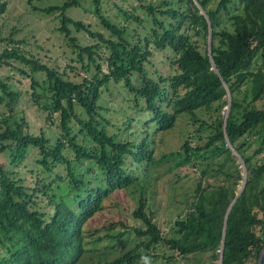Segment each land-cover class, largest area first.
<instances>
[{
  "label": "trees",
  "instance_id": "trees-1",
  "mask_svg": "<svg viewBox=\"0 0 264 264\" xmlns=\"http://www.w3.org/2000/svg\"><path fill=\"white\" fill-rule=\"evenodd\" d=\"M132 1L139 6L130 4L127 10L116 4V17L109 19L102 13L100 0H92L95 27L84 24L82 16L76 20L67 15V10L84 9L83 0L39 10L27 0L44 15H58L57 31L76 54L81 70L90 73L94 68V74L81 82L70 81L57 67L21 53L22 41L9 40L0 47V69L14 68L31 80L32 101L47 113L50 124L51 116L57 114L59 131L52 141L42 132L30 134L25 118L16 111L20 92L12 90L10 76L0 77V155L8 153L12 167L0 165V264H84L83 254L88 250L83 225L101 211L102 202L112 193L130 195L132 190L137 196L131 217L137 225L125 226V231L132 232L137 243L115 259L92 264H136L153 259L156 255L152 253L162 244L180 256L210 250L218 261L222 241L221 264H257L264 247V158L251 164L236 142L245 136L254 138L253 155L264 153V109L255 107L264 97V0ZM6 7L7 2L0 0V16ZM137 9L144 18L134 15ZM129 22L143 27L136 30L135 40L127 34ZM69 26L96 44L80 45ZM143 31L146 34L141 37ZM169 53L172 56L166 59L175 71L165 77L157 66L160 56ZM256 60L260 64L254 71ZM100 61L105 63L104 73ZM42 73L46 78L39 81L36 75ZM111 83L129 92L137 112L150 114L146 125L153 124L154 132H144L135 140L131 131L141 122L139 117L120 112L118 118L123 119L119 122L104 115L107 110L101 105V95ZM240 91L242 98L238 99ZM227 93L231 101L224 130L221 111L228 105ZM77 109L81 112L76 113ZM181 116L198 125L197 132L206 134L199 135L196 145L186 139L179 150L156 159L150 137L173 129ZM122 134H126L123 139ZM78 135H82L81 142ZM227 143L239 154L246 172L236 199L242 171ZM31 150L39 155L34 186L17 170ZM218 156L224 160L204 161L201 177L219 174L221 178L214 176L217 184L198 182L187 215L174 221L170 238L164 237L148 206L153 200L151 169L172 162L170 172ZM127 159L144 166L140 177L126 168ZM123 235L110 234L108 241Z\"/></svg>",
  "mask_w": 264,
  "mask_h": 264
},
{
  "label": "rangeland",
  "instance_id": "rangeland-1",
  "mask_svg": "<svg viewBox=\"0 0 264 264\" xmlns=\"http://www.w3.org/2000/svg\"><path fill=\"white\" fill-rule=\"evenodd\" d=\"M7 2L6 11L0 16V39L5 41L0 43V47L6 45L9 40L14 42H23L19 45L21 53L31 54L34 59L40 61L48 67H57L59 73L64 74L65 78L73 82H81L82 78L88 77L94 74V68H91L90 73H86L81 70L80 63L75 61L76 54L68 46L67 40L57 31L60 27L59 17L57 14L44 15L39 11L33 9H42L49 6H61L67 0H31V5L27 3V0H5ZM155 0H147L146 3ZM101 10L104 16L109 19H114L116 17V4L121 8H128L129 5H133L135 8L139 6L136 1L129 0L127 2L122 0H100ZM83 8H76L67 10V14L72 19H82L84 24L92 23L96 27L97 20L92 14V0H83ZM128 8L127 10H129ZM134 15L144 18V13L137 9L134 11ZM78 19V20H80ZM121 18H117L116 21ZM128 24L127 34L129 38L133 40L136 39V30L139 32L142 30V26L137 24ZM127 26V25H126ZM71 30V36H77L79 44L82 46H90L96 44L94 41L85 34L76 35L72 26H69ZM106 33V32H105ZM146 31L140 33L143 37ZM66 40V41H65ZM156 56L159 54L155 53ZM167 56H172V53L168 55L160 56V65H158L159 73L162 76H173L174 70L172 71L169 66V61L166 59ZM86 61V60H85ZM102 62V61H100ZM260 64V60H256L253 64L251 70H256ZM19 67L18 64H14ZM70 67L74 69L71 71ZM102 72H106L105 63L102 62ZM10 76L9 83L12 90L20 92L19 102L16 107L18 115L23 116L28 125V131L30 134L39 135L40 132L44 136L52 141V138L59 133L58 131V117L54 113L51 118L52 122L49 123L47 113L42 112L37 109L35 103L32 101L30 88L31 80L20 75L14 68L2 67L0 69V77L5 78ZM39 81L45 80V75H36ZM121 84H110L108 91H103L101 95L102 103L101 105L106 107V115L109 118H118L120 112L126 113L132 118L139 117L141 122L139 124H134L132 127V135L135 140L142 138L144 132L152 133L153 124L147 126V122L151 119L148 112L140 111L137 112L135 106L132 102V98L129 92L124 89ZM246 86L241 87V91L244 90ZM39 93L42 91L37 89ZM237 95L238 99L242 98V92ZM179 94H182L179 91ZM230 96V94H229ZM228 101V97L225 98ZM255 107L257 109H264V97L255 102ZM143 107V106H142ZM3 108L0 105V109ZM143 109V108H142ZM141 110V109H140ZM79 109L76 113H80ZM225 112V107L221 111L223 116ZM214 115V114H213ZM119 122L122 121L118 118ZM75 132L78 129H74ZM198 125H192L186 116H181L173 129L166 133H156L152 135L150 139L153 142V150L155 158H159L162 154H170L174 151L179 150L182 143L187 139L192 141V145H196V139L199 135H205L206 132H197ZM126 134H122L123 139ZM78 141H82V135H78ZM243 142V143H242ZM243 144V145H242ZM237 146H242V151L244 154L251 158L250 162L253 165L259 164L264 158V153L254 156L253 150L257 148V144L254 138L245 136L236 142ZM233 147V146H232ZM229 146L227 143V148L231 151L233 158L236 160V165L243 173L244 166L241 162L240 156L235 152V149ZM234 149V150H233ZM36 150H31L28 159L21 163L18 167V171L22 177L27 179L29 186H34L37 175V165L35 160L39 158V155L34 156ZM224 160V156H218L214 160L212 159H199L198 161L190 164H186L174 171L168 172V165H172V162L165 165H159L158 167L152 168V177L150 179V185L153 190V200H149L148 206L150 207V212L154 213L153 220L157 227L161 230L162 235L166 238H170L172 235L171 227L174 221L178 217H185L190 210V203L193 200L196 185L200 180H202L203 186L207 181L209 184H217L218 179L221 178L219 174H208L204 179L201 177V170L204 167V161L207 163L214 161ZM9 154L0 155V165L5 168L12 169L9 164ZM214 163V168L215 167ZM229 163V161H228ZM197 164L198 166H194ZM231 164V161H230ZM126 168L133 169L135 176L140 177L143 172L144 166L134 164L131 159H127ZM232 171L233 168H230ZM63 172V169L59 170ZM51 175L55 172L50 173ZM139 182V180H138ZM137 188V186H135ZM240 188V187H239ZM238 188V189H239ZM131 191V189H130ZM135 196L137 192L131 191L130 195L126 191H116L112 193L108 198L102 202L101 211L97 212L92 218H90L82 228V233L85 242V249L88 250L83 254V263L92 264L96 263L98 260H112L117 256L125 253L129 248H132L137 243L134 234L130 231L126 233V227L135 226L137 222L131 217V213L134 208ZM136 200V199H135ZM126 226V227H125ZM124 234L121 238L116 239L114 242L109 243L110 234ZM101 237L103 238L101 242L96 243L95 239ZM108 246H113V249H106ZM154 258L147 259L136 264H218L212 258L210 250L195 252L188 256H180L176 252L172 251L168 245H160L157 251H154ZM172 259H166L170 258Z\"/></svg>",
  "mask_w": 264,
  "mask_h": 264
},
{
  "label": "water",
  "instance_id": "water-1",
  "mask_svg": "<svg viewBox=\"0 0 264 264\" xmlns=\"http://www.w3.org/2000/svg\"><path fill=\"white\" fill-rule=\"evenodd\" d=\"M199 8V7H198ZM200 10V14L204 15L205 16V13L201 10ZM210 50V29H209V35H208V51ZM210 55V54H209ZM227 97L229 98L228 99V105L225 107V112L223 114L224 116V123H223V129L225 130V127H226V120H227V117H228V113H229V102H230V96H229V93H227ZM227 140V139H226ZM229 146H231L229 144ZM232 147V146H231ZM233 148V147H232ZM234 150V149H233ZM236 152V151H235ZM238 154V153H237ZM239 155V154H238ZM240 158V157H239ZM242 162V161H241ZM244 166V165H243ZM243 179H245V170L243 171ZM244 187V180H242V186L239 190V193L236 195L235 199L238 197V195L240 194L241 190L243 189ZM235 199L232 201V204L234 203ZM231 204V205H232ZM230 205V207H231ZM229 207V208H230ZM227 215V214H226ZM226 217V216H225ZM223 243V241H222ZM222 243H221V249H220V255H219V261H218V264H221V259H222ZM263 257H264V247L262 248V250L260 251L259 253V257H258V261H257V264H262V261H263Z\"/></svg>",
  "mask_w": 264,
  "mask_h": 264
},
{
  "label": "clouds",
  "instance_id": "clouds-1",
  "mask_svg": "<svg viewBox=\"0 0 264 264\" xmlns=\"http://www.w3.org/2000/svg\"><path fill=\"white\" fill-rule=\"evenodd\" d=\"M231 101V100H230ZM229 105H230V102H229ZM229 110H230V107H229ZM229 114V113H228ZM227 141V140H226ZM229 144V143H228ZM244 169H245V167H244ZM245 177H246V172H245ZM242 178H243V173H242ZM242 180H244V182H245V179H242ZM241 186H242V181H241ZM241 186H240V188H241ZM240 188L238 189V190H240ZM242 191V190H241ZM238 193H239V191H238ZM237 193V194H238ZM239 196V195H238ZM220 252V251H219ZM220 255V254H219ZM219 261V260H218Z\"/></svg>",
  "mask_w": 264,
  "mask_h": 264
}]
</instances>
